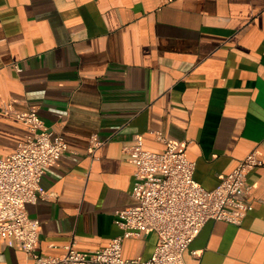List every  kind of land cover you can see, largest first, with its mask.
Masks as SVG:
<instances>
[{"label":"crops","instance_id":"0c3cea01","mask_svg":"<svg viewBox=\"0 0 264 264\" xmlns=\"http://www.w3.org/2000/svg\"><path fill=\"white\" fill-rule=\"evenodd\" d=\"M36 107L69 150L28 204L41 221L37 251L105 247L122 230L115 211L134 202L127 151L160 132L216 188L253 149L254 208L241 225L208 221L187 264H264V0H0V159L27 125L1 106ZM99 144L90 148L91 141ZM151 232L124 241L125 258H150ZM0 264H33L0 236Z\"/></svg>","mask_w":264,"mask_h":264},{"label":"built area","instance_id":"2783aa9c","mask_svg":"<svg viewBox=\"0 0 264 264\" xmlns=\"http://www.w3.org/2000/svg\"><path fill=\"white\" fill-rule=\"evenodd\" d=\"M1 108L24 121L27 133L8 158L0 159V236L11 247L19 245L33 264H187L185 252L208 221L241 225L254 208L248 174L263 165L257 149L209 190L195 178V162L158 132L166 144L163 151L146 149L142 139L127 151L135 166L134 202L115 211L121 234L98 250L79 251L72 242L60 255L41 254L37 251L41 221L30 216L27 205L51 197L41 188L42 178L47 168L58 165L69 145L61 134L49 130L36 107L15 110L4 102ZM91 144L94 149L99 141ZM151 232L158 235V243L150 258L123 256L126 239Z\"/></svg>","mask_w":264,"mask_h":264}]
</instances>
